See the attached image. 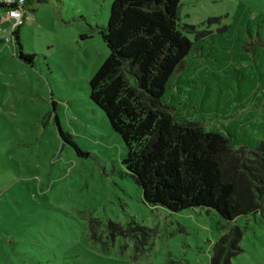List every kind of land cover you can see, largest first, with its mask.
<instances>
[{"label": "rangeland", "instance_id": "374dc122", "mask_svg": "<svg viewBox=\"0 0 264 264\" xmlns=\"http://www.w3.org/2000/svg\"><path fill=\"white\" fill-rule=\"evenodd\" d=\"M112 1L36 3L26 9L19 45L2 31L0 264H210L214 244L235 226L240 251L229 264H264L260 212L233 220L206 208L171 212L144 202L127 173L122 139L89 98L108 55L100 32ZM240 3L252 17L264 13V0H181L178 27L191 40L208 35L228 25ZM261 112L249 106L232 119L253 113L257 126Z\"/></svg>", "mask_w": 264, "mask_h": 264}, {"label": "trees", "instance_id": "16d2710c", "mask_svg": "<svg viewBox=\"0 0 264 264\" xmlns=\"http://www.w3.org/2000/svg\"><path fill=\"white\" fill-rule=\"evenodd\" d=\"M180 1L111 2L100 32L108 55L89 98L122 139V163L144 202L171 212L206 208L226 220L264 215V13L252 17L240 3L228 25L191 40L178 27ZM249 106L262 108L257 126L253 113L232 119ZM209 120L228 122L206 129ZM240 238L236 226L221 236L210 264H229Z\"/></svg>", "mask_w": 264, "mask_h": 264}, {"label": "built area", "instance_id": "2783aa9c", "mask_svg": "<svg viewBox=\"0 0 264 264\" xmlns=\"http://www.w3.org/2000/svg\"><path fill=\"white\" fill-rule=\"evenodd\" d=\"M0 3L4 4L5 11V17L2 14L0 15V23L2 21L4 22V20L9 23L8 29L0 28V39L4 40L2 31H7L13 36L15 28L24 23L26 19V8L24 6L25 0H0Z\"/></svg>", "mask_w": 264, "mask_h": 264}, {"label": "crops", "instance_id": "0c3cea01", "mask_svg": "<svg viewBox=\"0 0 264 264\" xmlns=\"http://www.w3.org/2000/svg\"><path fill=\"white\" fill-rule=\"evenodd\" d=\"M0 11H1V10H0ZM0 15H1V13H0ZM4 23H8V21H5V20H4Z\"/></svg>", "mask_w": 264, "mask_h": 264}]
</instances>
